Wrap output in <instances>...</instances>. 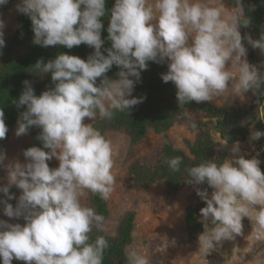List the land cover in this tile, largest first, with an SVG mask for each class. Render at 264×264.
Instances as JSON below:
<instances>
[{
  "label": "clouds",
  "instance_id": "9594fccd",
  "mask_svg": "<svg viewBox=\"0 0 264 264\" xmlns=\"http://www.w3.org/2000/svg\"><path fill=\"white\" fill-rule=\"evenodd\" d=\"M8 3L0 0V7ZM233 3L235 7H226L224 0H115L110 14L106 0H20L15 5L31 21L33 44L67 49L84 44L94 51L86 60L67 53L47 62L38 60L34 69L41 76L50 74L53 87L37 96L25 80L19 98L12 101L17 109L26 107L19 113L15 135L39 128L42 147L23 150V162L8 159L0 150V169L7 181L0 185L3 215L24 221L0 219L2 264L14 259L25 264H103L109 241L104 235L93 240L91 234L106 231V218L82 198L87 191L108 200L116 178L113 146L93 124L98 117L111 120L116 112H130L143 103L145 97L137 98L133 91L148 62L167 65L161 80L174 84L180 108L249 91L264 96V64H250L242 42L264 55V34L256 40L247 33L242 36L239 29L251 21L242 0ZM106 15L111 46L104 48ZM5 27L0 18V50L5 47ZM113 66L119 69L115 79L107 76ZM175 115L196 130L193 114L185 109ZM86 118L91 123H85ZM7 132L0 108V140ZM262 137L264 132L250 131L251 141ZM228 151L230 157L223 160L206 159L184 169L187 183L205 204L200 209L204 230L197 237L205 253L242 235L244 218L252 224L247 239L264 241L261 160L258 154L246 159L239 142ZM53 158L59 162L56 168L49 167ZM165 162L171 171H181L182 157ZM205 182L212 189L210 196L196 187ZM13 187L20 190L18 198L10 194ZM126 257L127 264H149L148 257L135 249H127ZM246 262L245 255H237L228 264ZM255 264H264V253L257 255Z\"/></svg>",
  "mask_w": 264,
  "mask_h": 264
},
{
  "label": "trees",
  "instance_id": "16d2710c",
  "mask_svg": "<svg viewBox=\"0 0 264 264\" xmlns=\"http://www.w3.org/2000/svg\"><path fill=\"white\" fill-rule=\"evenodd\" d=\"M17 0H9V3L0 7V11L6 12ZM227 2L235 7L233 0ZM115 0H106L105 8L110 14ZM245 13L250 19L249 27H241L239 31L243 36L245 33L251 35L256 40L261 34H264V0H242ZM104 29L102 30V39L106 42L104 48L110 47L111 42L107 41L108 16L102 18ZM34 33L31 30L30 19L20 14L17 19V28L11 39L0 50V108L5 113V124L8 128L6 137L0 140V150L5 152L6 146L11 139V129L17 126L19 113L26 110V107L17 109L12 103L17 100L24 89L23 81L28 80L32 83L35 94L39 96L43 91L53 87L50 74L41 76L34 69L38 60L47 62L54 59L59 53L75 55L82 59L94 51L87 45H80L67 49L62 46H49L47 48L32 43ZM248 49L247 59L250 64L260 66L264 64V55H261L258 49H253L246 41H242ZM106 54V53H105ZM264 70V69H262ZM119 69L116 66L107 73L109 78L115 79ZM167 72L166 64H157L148 62V68L141 73V81L136 84L133 96L145 97L143 103L135 106L130 112H116L111 120L99 118L93 124L106 137L108 133H118L127 136L130 140V146H136L140 141L152 131L157 135H163L168 138V132L176 125H186L185 119L177 117V112L183 113L185 109L195 116L197 128L193 131L188 127L191 133H194L193 143L187 142L189 155L184 151L175 148L169 141L166 142L157 155L154 163H135L130 167L131 185L137 190H148L152 186L162 182L167 189L169 196H175L184 187H191L187 183L188 177L184 169L190 166L198 165L202 160L218 158L223 160L227 154V148H223L219 143L212 139V122H205V119H216V129L222 138L229 144L244 142L249 135L250 127L260 118L261 107L264 96L253 95L251 91L245 94L247 102L244 104L236 103L230 108L218 107L211 102L196 103L191 102L180 108L176 99V89L171 82L164 83L161 80V74ZM99 83V80H98ZM40 129L32 127L28 130V136L31 138V144L27 147H42L37 140ZM26 148V149H27ZM180 156L183 163L181 171L173 172L165 162V158ZM49 163V162H48ZM49 167L53 165L49 163ZM264 172V165H260ZM1 171V169H0ZM207 191L212 192L207 183H204ZM10 194L17 198L20 190L13 187ZM0 193V199H4ZM15 207L16 200L9 201ZM88 206L94 207L97 213L106 218L110 217V211L106 200H103L97 194L90 193ZM205 204L198 199H193L186 208V232L190 241H197L198 235L204 230L200 223V209ZM134 212L126 213L119 221L115 236L107 232L99 233L93 231L91 234L94 240L97 235H104L109 241V247L105 250L103 264H127L126 250L133 243V232L135 230ZM0 219L9 223H21L23 219L8 218L3 215L2 206H0ZM23 261L13 260L12 264H23ZM218 262H214L217 264ZM2 264V259H0Z\"/></svg>",
  "mask_w": 264,
  "mask_h": 264
},
{
  "label": "rangeland",
  "instance_id": "374dc122",
  "mask_svg": "<svg viewBox=\"0 0 264 264\" xmlns=\"http://www.w3.org/2000/svg\"><path fill=\"white\" fill-rule=\"evenodd\" d=\"M19 2L20 0H17L6 12L0 11V18L6 24L4 29L5 44L16 31L20 13L16 11L15 5ZM224 2L226 7H234L227 0ZM246 102L247 98L244 95L221 97L211 103L220 108H230L236 103L244 104ZM262 108L263 116L260 117L257 124L251 127V131H264V107ZM84 122L91 123L87 118ZM16 128L17 126L11 129L12 135L5 153L8 159L18 158L23 162L22 152L31 144V138L28 134L17 137L15 135ZM212 132L214 137L218 139V134ZM195 136L186 125H176L168 132L167 139L163 135H157L151 131L144 140L131 147L127 136L118 133H108L107 135V139L111 142L114 150V168L112 171L116 183L110 198L106 200L110 211V217L106 223V232L115 236L120 219L126 213L134 212L136 218L133 243L127 249H135L146 255L149 264H214L216 261L217 264H223V257L218 252L205 253L199 249L197 241L188 239L185 224L186 208L193 199L200 200L193 186L184 187L177 195L169 196L162 182L145 191L137 190L131 185L130 167L132 165L135 163H154L162 146L168 141L175 148L189 155L187 142L193 143ZM242 147L251 150L250 141L245 147L244 145ZM259 159L264 165V153ZM48 162L53 165V168L58 167L59 162L55 158ZM5 176V171L1 169L0 185L7 183ZM196 187L201 188L200 185ZM89 195L90 192L86 191L82 198L87 205ZM242 223L244 225L242 235L227 241L234 248L236 255H245L246 264H255L257 255L264 253V241L247 239L252 232V224L248 218H244Z\"/></svg>",
  "mask_w": 264,
  "mask_h": 264
},
{
  "label": "water",
  "instance_id": "95a60500",
  "mask_svg": "<svg viewBox=\"0 0 264 264\" xmlns=\"http://www.w3.org/2000/svg\"><path fill=\"white\" fill-rule=\"evenodd\" d=\"M262 107H264V100H263V104H262ZM261 107V108H262ZM263 109V108H262ZM263 111V110H262ZM261 111V114H260V117H262L263 116V112ZM260 119V118H259ZM259 119L253 124V125H255V124H257L258 122H259ZM205 122H212V123H214L213 125V130L211 129V134H212V139H213V141L215 142V143H219V144H221L222 146H224V143L226 142L223 138H222V136H221V134L217 131V129H216V124H217V121H216V119H212V120H209V119H205L204 120ZM252 125V126H253ZM251 126V127H252ZM251 127H250V131H251ZM264 130V129H263ZM212 131H214V133L215 134H218V139H216L215 137H214V135H213V132ZM250 131H249V135L247 136V139H246V141H244V142H239V146H240V149H241V154L242 155H244L245 156V158L246 159H250V158H252V156H256L257 154H258V158L264 153V137H262L260 140H258V141H251L250 139H249V137H250ZM264 132V131H263ZM248 141H250V146H251V150H249L248 148L247 149H245V148H243L242 146L244 145V147L248 144ZM256 143V144H255ZM233 144H235V143H233ZM233 144H229V143H227V154H226V157H230V152L228 151V149H230L232 146H233ZM246 144V145H245ZM262 146V147H258V146ZM250 148V147H249ZM225 157V158H226ZM200 187H201V189L202 190H204V189H206L207 190V188H206V186H205V184H202V185H200ZM209 193V192H208ZM211 195V193H209V196ZM201 201V200H200ZM202 202V201H201ZM216 252H218L219 253V255H221L222 257H223V264H228V261L229 260H231V259H233L234 257H236L237 255H236V252L234 251V248H232L230 245H229V243H226V241H223L222 243H221V246L216 250Z\"/></svg>",
  "mask_w": 264,
  "mask_h": 264
},
{
  "label": "bare ground",
  "instance_id": "6f19581e",
  "mask_svg": "<svg viewBox=\"0 0 264 264\" xmlns=\"http://www.w3.org/2000/svg\"><path fill=\"white\" fill-rule=\"evenodd\" d=\"M226 243H228V241L226 240Z\"/></svg>",
  "mask_w": 264,
  "mask_h": 264
}]
</instances>
